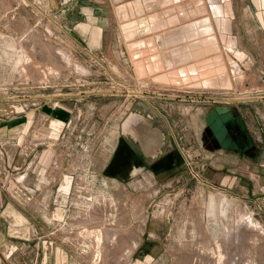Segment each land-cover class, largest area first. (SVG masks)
<instances>
[{
    "label": "crops",
    "instance_id": "crops-1",
    "mask_svg": "<svg viewBox=\"0 0 264 264\" xmlns=\"http://www.w3.org/2000/svg\"><path fill=\"white\" fill-rule=\"evenodd\" d=\"M42 8L48 26L79 42L81 52L109 58L97 70L106 74L100 82L110 89L106 95H60L75 105H59V114L70 122L72 114L83 116L82 100L95 98L98 107L105 101L114 127L100 168L112 183L150 176L189 184L202 173L207 183L213 179L225 193L238 194L226 196L229 202L264 201V0H42ZM255 94L238 103V95ZM216 107H229L242 119L250 149L220 146L206 121ZM196 108L205 111L204 124ZM133 115L149 125L133 132L162 136L160 146H148L126 131ZM63 131L60 140L71 133ZM28 133L0 128V251L8 249L0 264H59L44 242L8 239L12 231L35 234L30 176L42 182L49 169L47 151L37 156V148L20 140ZM87 150L92 154L91 147ZM68 153L59 147L62 165ZM21 188L24 200L14 195ZM19 215L28 218L27 226L6 228Z\"/></svg>",
    "mask_w": 264,
    "mask_h": 264
},
{
    "label": "rangeland",
    "instance_id": "rangeland-1",
    "mask_svg": "<svg viewBox=\"0 0 264 264\" xmlns=\"http://www.w3.org/2000/svg\"><path fill=\"white\" fill-rule=\"evenodd\" d=\"M43 13L42 0H0V128L28 129L20 140L37 148V156L46 150L50 160L44 181L30 176L35 234L12 231L8 239L44 242L59 264H264V201L229 202L226 196L238 194L225 193L213 179L207 183L202 173L189 184L146 176L124 185L107 178L100 166L114 122L105 101L98 107L95 98L82 100L83 116L72 114L70 122L59 105H75L60 95H106L110 89L100 84L106 74L97 70L109 58L81 52ZM256 97L238 95V103ZM196 111L204 124L205 111ZM66 130L71 133L60 140ZM59 147L70 152L65 165ZM22 191L14 195L24 200ZM27 219L19 215L6 228L27 226Z\"/></svg>",
    "mask_w": 264,
    "mask_h": 264
},
{
    "label": "water",
    "instance_id": "water-1",
    "mask_svg": "<svg viewBox=\"0 0 264 264\" xmlns=\"http://www.w3.org/2000/svg\"><path fill=\"white\" fill-rule=\"evenodd\" d=\"M206 121L223 149L247 151L253 146L242 119H235L229 107L214 108Z\"/></svg>",
    "mask_w": 264,
    "mask_h": 264
},
{
    "label": "bare ground",
    "instance_id": "bare-ground-1",
    "mask_svg": "<svg viewBox=\"0 0 264 264\" xmlns=\"http://www.w3.org/2000/svg\"><path fill=\"white\" fill-rule=\"evenodd\" d=\"M146 127L147 128L149 127L148 123H146V121L138 115H133L131 117V119L125 125L126 131L134 133V135L137 136L138 138H140L142 142L146 141L148 146H150V145H154L156 147L160 146L161 142H163L162 136L156 137L157 135H155V136L152 135V137H149V136L145 137V136L139 135L140 134L139 131H138V134L135 133V131L133 132L134 129L140 130L141 128H146Z\"/></svg>",
    "mask_w": 264,
    "mask_h": 264
},
{
    "label": "flooded vegetation",
    "instance_id": "flooded-vegetation-1",
    "mask_svg": "<svg viewBox=\"0 0 264 264\" xmlns=\"http://www.w3.org/2000/svg\"><path fill=\"white\" fill-rule=\"evenodd\" d=\"M240 133V132H239Z\"/></svg>",
    "mask_w": 264,
    "mask_h": 264
}]
</instances>
